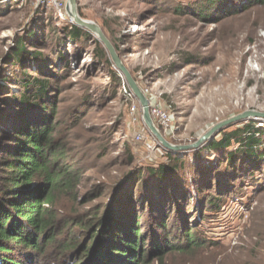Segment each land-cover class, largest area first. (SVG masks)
<instances>
[{
    "label": "rangeland",
    "instance_id": "rangeland-1",
    "mask_svg": "<svg viewBox=\"0 0 264 264\" xmlns=\"http://www.w3.org/2000/svg\"><path fill=\"white\" fill-rule=\"evenodd\" d=\"M61 1L63 20L56 9L37 7L34 0H0V96L8 90L19 92L11 80L21 68L39 79H49V73L56 72L57 92L52 95L59 120L68 124L61 123V141L87 177L79 189L83 193L94 183L117 177L126 144L137 141V135L150 145L154 138L145 130L141 107L129 96L127 85L115 87L105 63L95 59L96 38L85 30L87 39H70L68 29L73 24L64 13L66 0ZM203 4L205 0H78L81 18L97 24L116 47L153 104L149 110L158 107L168 117L170 113L166 131L150 115L163 136L171 131L167 141L176 145L192 144L212 126L245 111L264 113V4L245 2L231 12L201 16L197 10ZM61 50L59 62L56 52ZM35 51L45 62L28 56ZM106 54L117 77L125 82ZM15 61L21 67L14 66ZM132 108L140 118L139 127L132 121ZM252 121L258 128L264 124L263 119ZM240 124L248 123L227 127L234 130ZM192 151L177 154L182 157ZM210 154L205 162L213 159ZM250 195L247 187L235 206L229 202L220 217L198 226L203 239L218 245L199 248L193 255H170L163 264H264V188L243 201ZM190 196L197 207L192 192Z\"/></svg>",
    "mask_w": 264,
    "mask_h": 264
},
{
    "label": "trees",
    "instance_id": "trees-1",
    "mask_svg": "<svg viewBox=\"0 0 264 264\" xmlns=\"http://www.w3.org/2000/svg\"><path fill=\"white\" fill-rule=\"evenodd\" d=\"M245 2L264 4L205 0L197 13L231 12ZM68 33L73 41L89 36L74 24ZM94 45L95 59L105 63L115 87H125L104 47L97 40ZM62 54L56 52L57 61ZM28 56L45 62L39 52ZM49 75L39 79L21 68L11 80L19 92L0 96V264H163L170 255H193L199 248L218 245L203 239L198 226L220 217L229 202L235 206L247 187L252 195L243 201L264 188V124L258 128L249 120L234 130L227 127L182 157L154 139L151 145L133 139L132 146L126 144L117 177L80 193L87 177L61 141V123L68 124L59 120L52 95L57 74ZM135 116L134 126L139 127ZM154 122L158 124L156 118ZM170 132L164 133L168 141ZM209 153L213 159L206 163Z\"/></svg>",
    "mask_w": 264,
    "mask_h": 264
},
{
    "label": "water",
    "instance_id": "water-1",
    "mask_svg": "<svg viewBox=\"0 0 264 264\" xmlns=\"http://www.w3.org/2000/svg\"><path fill=\"white\" fill-rule=\"evenodd\" d=\"M64 13L66 17L70 20L72 24L77 26L78 28L89 31L96 40L104 47L106 52L108 53L110 60L115 67V69L123 76L128 89L130 90L133 97H135L142 110V121L153 138L157 141L158 145L162 148L172 152V153H180V152H188L191 150L199 149L205 144L206 141L210 140L214 137V135L224 127L230 126L233 123L244 122L248 120H264V113L258 111H245L241 114L233 116L225 121H222L214 126H212L207 132L201 135L194 143L188 145H176L168 142L163 134L159 131V129L154 124L151 115H150V103L146 98L144 93L138 87L137 83L133 80L131 74L126 69L125 65L119 58L115 48L107 39L103 31L100 27L91 22L84 20L81 18L78 12V0H66Z\"/></svg>",
    "mask_w": 264,
    "mask_h": 264
},
{
    "label": "built area",
    "instance_id": "built-area-1",
    "mask_svg": "<svg viewBox=\"0 0 264 264\" xmlns=\"http://www.w3.org/2000/svg\"><path fill=\"white\" fill-rule=\"evenodd\" d=\"M36 6H49L57 10L59 17L63 20L64 16L62 15V1L61 0H34ZM129 96H133L129 93ZM151 114L157 119L159 127L166 131L170 129V120L167 115V113L163 110H161L158 107H155L150 111ZM132 115V121L136 122L135 116H134V108L131 110ZM143 138L141 135L136 136L137 141H141Z\"/></svg>",
    "mask_w": 264,
    "mask_h": 264
}]
</instances>
